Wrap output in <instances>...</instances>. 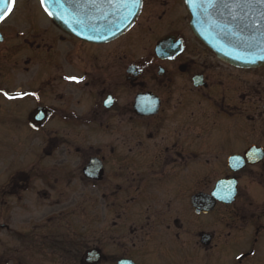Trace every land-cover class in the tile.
<instances>
[{"label":"flooded vegetation","instance_id":"obj_1","mask_svg":"<svg viewBox=\"0 0 264 264\" xmlns=\"http://www.w3.org/2000/svg\"><path fill=\"white\" fill-rule=\"evenodd\" d=\"M161 1L105 43L58 28L39 0L17 18L34 29L28 72L0 75L35 77L0 78L14 138L0 179L10 169V194L30 198L15 264H264V66L218 60L184 0L170 15Z\"/></svg>","mask_w":264,"mask_h":264},{"label":"water","instance_id":"obj_2","mask_svg":"<svg viewBox=\"0 0 264 264\" xmlns=\"http://www.w3.org/2000/svg\"><path fill=\"white\" fill-rule=\"evenodd\" d=\"M186 1L193 14L195 35L219 59L245 68L264 66V0ZM9 4L0 8L9 10ZM141 5L142 0H96L80 4V12L65 8L62 0L43 2L55 24L85 41L97 43L124 33L137 19ZM85 10H89L88 18L81 19Z\"/></svg>","mask_w":264,"mask_h":264},{"label":"rangeland","instance_id":"obj_3","mask_svg":"<svg viewBox=\"0 0 264 264\" xmlns=\"http://www.w3.org/2000/svg\"><path fill=\"white\" fill-rule=\"evenodd\" d=\"M170 1L171 0H162L160 3H158L157 11L154 13H157L159 15H163V14L170 15L171 14ZM26 2L28 3L26 4ZM18 5H19L18 10L15 13L17 15L10 18V20H8L4 24L5 27L2 29L4 31L5 37L7 36V38L5 41L6 43L4 42L3 45H0V55H1L0 64L4 68L14 67L13 69H8L4 71L20 70V74L25 76V74L23 73V70L27 71L26 69L27 66H25L26 68L23 67V62L26 63L27 61L28 53H26V49H30L28 46V41H26V39H27V36L30 39V36L28 35V33L33 36L34 29H31L29 32H28V29H25L27 28V25H28V21H27L28 18H24L23 24L17 22V18L19 17L20 13L23 10H25V8L28 5H30L29 9H32L33 7H36V8H39V7L37 5L36 0H25V1L19 2ZM42 23H43V26L46 28L47 23L44 20V18L42 19ZM14 29H18L19 32L22 33V35L19 38L15 37V34L13 33ZM32 64H36L35 59L32 60ZM34 74H36V77H37V72ZM22 75L11 73V72H6L0 75V78L6 77V78H11L12 80L18 81V82H23V81L29 82L35 77V75L34 76L30 75V77L27 79V77H23ZM35 81L36 83L38 82L37 79ZM12 83L13 82L11 80L5 82L6 85H10ZM13 90H17V89H13ZM6 104L10 105L9 102H7ZM11 110H12V107L10 106L7 112H1L0 110V173L2 172L3 165L4 166L9 165V162H6V161L10 160V156L12 155V147H13L14 138L10 131V129H13L12 120L10 119V115H12L10 114ZM5 153L8 154V156H6ZM10 161L12 162V157ZM7 174L9 177L7 178L2 177L0 179V225L6 226V229L0 231V264H15V260L12 259V250L15 248L13 245L14 238H22V237L17 234L14 235V230L15 229L18 230L19 226L22 223L27 222L28 220V218H25V217L22 218V215H25L24 213L25 211L18 209V206L21 208H25L26 203L28 199L30 198L29 197L26 198L25 204L21 202L17 204L16 195L10 194L11 193L10 184H13L12 182H10V176L12 174V171L10 169L7 170ZM33 184L37 186L39 183L33 182ZM42 204H44V202L40 203V205ZM18 212H21L22 215L19 216ZM27 216L29 215H26V217ZM22 229H26V227L23 226ZM12 260L14 261V263H12ZM25 263H26V260H25Z\"/></svg>","mask_w":264,"mask_h":264},{"label":"snow or ice","instance_id":"obj_4","mask_svg":"<svg viewBox=\"0 0 264 264\" xmlns=\"http://www.w3.org/2000/svg\"><path fill=\"white\" fill-rule=\"evenodd\" d=\"M44 0H41V3H43ZM14 3V0H0V5L2 4H9ZM8 11L7 8H0V20H3L5 17V13ZM66 79H71L79 83V80L76 79V77H65Z\"/></svg>","mask_w":264,"mask_h":264}]
</instances>
